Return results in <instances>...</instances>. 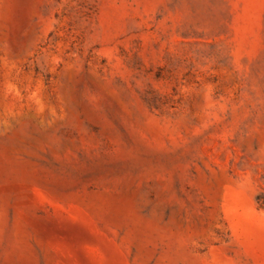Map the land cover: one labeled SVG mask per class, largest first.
<instances>
[{
	"label": "rangeland",
	"instance_id": "rangeland-1",
	"mask_svg": "<svg viewBox=\"0 0 264 264\" xmlns=\"http://www.w3.org/2000/svg\"><path fill=\"white\" fill-rule=\"evenodd\" d=\"M0 264H264V0H0Z\"/></svg>",
	"mask_w": 264,
	"mask_h": 264
}]
</instances>
